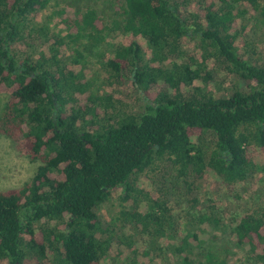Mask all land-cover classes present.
Listing matches in <instances>:
<instances>
[{"label": "trees", "instance_id": "obj_1", "mask_svg": "<svg viewBox=\"0 0 264 264\" xmlns=\"http://www.w3.org/2000/svg\"><path fill=\"white\" fill-rule=\"evenodd\" d=\"M50 1L0 0V92L7 95L0 134L37 163L29 180L0 191V264H106L107 258L152 264V249L142 251L126 230L118 234L105 227L98 207L121 189L133 205L119 219L162 237L171 208L166 199L138 188L137 175L171 165L173 179L192 195L210 171L231 188L259 171L264 65L238 51L226 10L230 0H199V13L185 7L188 0H115L116 22L125 21L135 38L119 44L105 68L116 81L130 73L145 101L143 110L128 112L112 95L92 93L90 82L69 69V58L61 54L62 46L73 43L74 62H80L79 39L97 44L106 38L105 18L96 9L78 10L62 18L66 33L51 34L32 17ZM242 6V13L260 11L264 18L261 0H242ZM184 37L201 40L203 59L197 64L169 60ZM210 58L245 85L220 96L196 86L212 78ZM160 82L164 86L152 90ZM83 93H89L85 103L78 100ZM206 134L214 137L210 144ZM190 201L195 206L200 198L192 195ZM214 208L193 215L190 229L169 244L182 263L232 264L231 249L240 246L264 264V212L227 220Z\"/></svg>", "mask_w": 264, "mask_h": 264}, {"label": "rangeland", "instance_id": "obj_2", "mask_svg": "<svg viewBox=\"0 0 264 264\" xmlns=\"http://www.w3.org/2000/svg\"><path fill=\"white\" fill-rule=\"evenodd\" d=\"M199 0H188L185 7L193 13H199ZM233 6H226L231 10L233 21H231V32L237 36L236 45L238 51L245 57L264 65V18L260 11L242 13V0H230ZM96 9L105 18L109 30L105 33L102 41L94 44L89 38L81 37L78 41L82 53L80 62L75 63V44L64 45L61 54L69 58V69L81 73L91 84V92L97 95H112L118 99L120 108L128 112H136L144 109V95L134 88L132 80L127 74L126 79L116 81L111 78L110 72L105 68V63L112 58L119 44H127L134 35L125 28V21L120 24L116 22L119 16L116 13L117 3L115 0H51L47 6L32 17L34 22L48 25L49 33H66L67 28L62 18L73 16L78 10ZM261 10L264 12V0H261ZM62 11V13H59ZM148 56L151 50L144 37H138ZM179 52L169 58L178 62H189L190 64L203 59L202 43L199 38L184 37L179 44ZM47 45L43 47L46 49ZM78 47V45H77ZM178 47V48H179ZM72 58V59H71ZM71 59V60H70ZM196 60L197 62H194ZM207 71L212 74L209 81L197 80L196 86L212 91L215 95H229L236 87L245 84L238 80L234 73H230L224 63L215 58L207 61ZM160 82L152 90L163 87ZM187 91V88L184 87ZM189 89V88H188ZM89 93L78 94V100L85 103ZM7 100L6 93L0 92V114ZM117 103V101L115 100ZM71 104H69V107ZM214 137L206 134L205 140L211 143ZM37 166L26 156L22 155L14 141L0 134V191L15 188L29 180ZM171 165H165L155 171H147L136 176L135 182L138 188L147 191L152 198H162L168 201L171 208V218L165 226V236L154 238L146 232L144 226L127 225L121 218V212L132 208L133 199L125 201L122 198V190H115L111 197L103 202L97 209L105 227L121 234L123 231L135 237L142 251L151 248L153 251L152 264H183L180 256L176 255L169 244L176 242L178 237L185 235L187 229L192 226V217L206 206H213L225 214L226 219L243 215L248 211L263 214L264 212V166L249 175L247 179L231 187L222 183L221 179L212 171L198 182L197 188L192 195L199 196L200 202L192 206L191 197L187 192L185 184L181 180L173 179ZM216 205V206H215ZM218 206V207H217ZM217 207V208H216ZM147 209V202H142L140 210ZM215 235L219 234L214 231ZM224 235H220L223 237ZM226 247V239L223 243ZM117 254L116 246L111 251V258ZM145 262H149L148 256ZM229 260L232 264H262L250 255L249 249L245 247H234L231 249ZM106 264H124L118 258L111 262L110 258Z\"/></svg>", "mask_w": 264, "mask_h": 264}]
</instances>
